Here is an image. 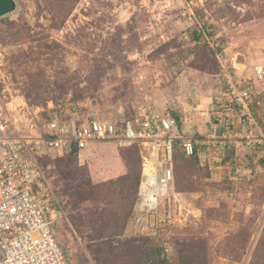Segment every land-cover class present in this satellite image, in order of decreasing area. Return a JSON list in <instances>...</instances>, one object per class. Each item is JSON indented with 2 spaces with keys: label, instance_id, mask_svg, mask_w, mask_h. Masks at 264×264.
<instances>
[{
  "label": "rangeland",
  "instance_id": "374dc122",
  "mask_svg": "<svg viewBox=\"0 0 264 264\" xmlns=\"http://www.w3.org/2000/svg\"><path fill=\"white\" fill-rule=\"evenodd\" d=\"M15 1L16 11L0 20V90L36 112L52 104L62 119L119 121L165 102L186 119L187 137L208 143L224 127L235 129L227 141L240 146L231 147L229 158L203 154L207 147L199 161L179 157L176 179L188 211L181 222L166 224L172 226L159 240L140 247H157L158 259L173 257L176 264L182 243L205 238L211 264L262 260L264 79L254 70L264 66V0ZM225 76L234 78L237 92H252L254 123L242 116ZM99 142L86 152L108 173L116 166L115 145ZM68 157L43 159L55 204L66 212L57 229L60 247L70 264H130L100 244L110 234L101 214L120 207V184L92 187L101 183L92 180L89 165L78 155L71 165ZM68 166L77 167L76 179H67ZM132 166L133 175L141 172L135 156ZM77 185L89 200L70 190ZM131 259L140 264V257Z\"/></svg>",
  "mask_w": 264,
  "mask_h": 264
},
{
  "label": "built area",
  "instance_id": "2783aa9c",
  "mask_svg": "<svg viewBox=\"0 0 264 264\" xmlns=\"http://www.w3.org/2000/svg\"><path fill=\"white\" fill-rule=\"evenodd\" d=\"M254 73L264 79V67H255ZM225 77L242 116L254 123L252 92L249 88L237 92L233 78ZM227 140L224 136L205 143L185 136L167 109L146 106L132 118L119 121H66L54 105L38 113L24 98L0 90V264H70L58 242L57 229L64 214L55 204L41 164L44 156L62 157L95 141H113L124 147L139 144L143 148L142 177L133 235H156L162 224L181 222L183 211H188V199L176 186V145L188 157L207 147L203 154L213 150L222 161L231 154L232 143Z\"/></svg>",
  "mask_w": 264,
  "mask_h": 264
},
{
  "label": "trees",
  "instance_id": "16d2710c",
  "mask_svg": "<svg viewBox=\"0 0 264 264\" xmlns=\"http://www.w3.org/2000/svg\"><path fill=\"white\" fill-rule=\"evenodd\" d=\"M199 39L200 37L197 36L196 41H198ZM170 114L175 118L178 117L172 114L171 112ZM71 120L72 119L66 121H71ZM200 150L201 148H198L194 156L188 157L185 155L183 150L178 145H176L175 158H174L175 178H176V163L179 157L182 156L184 158H187L188 160L194 159L196 161H199L198 157L200 155ZM142 152H143V148L139 144H135L131 146V148H121L122 157L128 167V171H129L128 174L116 180L103 182L98 185H92V183L89 182L90 185L94 188L120 184V188L122 189L121 193H119V196L122 197L121 200L118 202L120 207L116 208L114 211H104L101 214L102 216H104L101 219H103L102 220L103 225H106L104 226L105 231L106 232L110 231V234H107L108 236H106V241H103V243L100 244L110 246V248L108 247L107 249L106 252L107 255L116 254L118 257H125L126 259H128L127 261L130 264H135L134 260H132L131 257L132 258L140 257V264L142 263L143 259H146L145 261L147 264H174L172 261L174 259L173 257L169 258L165 256L162 259L160 258L158 259L157 256L161 254V251L157 249V247L156 248L152 247V249L143 246L140 247L141 245H145L146 243L155 242L156 239L162 236V232H164L167 227H171L172 225L162 224L156 235L143 234L140 236H135L133 235L132 232L133 224L135 222V218L137 215V212L135 210V203L138 199V186L141 182V177H142V170L139 173L136 174L134 173V175L132 174L134 171L132 163H133V157L135 156L137 157L138 161L141 162V166H142ZM78 153L79 151L77 149H72V151L68 154L69 157L67 162L72 165L74 163L73 158L77 156ZM44 157L42 158L41 161L42 166H43ZM68 168L70 170L65 172L66 173L65 175L66 176L68 175L67 179L69 180V176L70 178L74 177L76 179L75 174L73 172L78 171L77 167L68 166ZM77 186L70 187V190H74V192L73 191L72 192L75 195H77L79 199L83 201L89 200V197H86L85 189L84 192L83 189L81 188L82 187L81 185H77ZM176 186L178 191L182 192L178 187L177 179H176ZM182 193L185 194L184 192ZM185 196L188 197V195L186 194ZM56 206L58 210H60L63 213H66L65 210L60 205V203L57 204ZM101 234H105V232H101ZM124 235H126V237H124ZM235 239H237V236H235ZM234 242L235 240L233 241V243ZM182 244H183L182 245L183 248L180 249L181 251H179L180 257L178 258L179 260L178 263L176 264H211V257H213V252L211 253V250L209 248L208 239L205 238L192 239ZM262 248L264 249V243L262 244ZM252 264H264V258L258 262L254 261L252 262Z\"/></svg>",
  "mask_w": 264,
  "mask_h": 264
},
{
  "label": "crops",
  "instance_id": "0c3cea01",
  "mask_svg": "<svg viewBox=\"0 0 264 264\" xmlns=\"http://www.w3.org/2000/svg\"><path fill=\"white\" fill-rule=\"evenodd\" d=\"M260 67H264V66H260ZM233 80H234V78H233ZM157 109H158V111H161V110H164V109H167L169 111V108L165 104V102H164V105L162 106V108H159L158 107ZM177 118H180L179 125H180L181 129L184 130V128H185L184 126L187 125L186 124V119H184V118L182 119L181 117H177ZM76 120H79V119H76ZM219 122H220V120H217L216 121V124H217L218 127H220ZM220 123L222 124V122H220ZM234 130L235 129H233L232 127H224V129L220 131V137H218V139H222V138H224V136L227 137V138L228 137L231 138V133H236ZM184 131H186V130H184ZM203 131H204V128H203ZM242 131H246V129L243 128ZM203 140H205V139H203ZM231 140L232 141H230V142L232 143L233 148L236 147V146L237 147L240 146V144L237 143L234 139H231ZM93 143L94 142L89 143V145L87 146V148L89 149L90 147H92L93 146ZM99 143H109V144H114L115 145V148L114 149H115L116 155L114 157L116 158V160H115L116 161V166H115V169L114 170L111 169L112 171H108V173H103V171L101 170V168H100V170H98L95 167V162L92 161V158H91V155H90L91 153L86 152V151H88L87 148L84 149V150H82V151H79L78 158H79L81 164H83V165L88 164L89 165L88 166V170L90 172V175H91L92 180L94 182H97V183H103V182H108V181H111V180H116V179H118L120 177H123V176L127 175L129 171H128V167L126 165V162L124 161V159L122 157L121 148H128V147L121 146L119 143L113 142V141H110V142H99ZM97 165H99V162H98ZM138 189H139V186H138ZM53 191H54V189H53Z\"/></svg>",
  "mask_w": 264,
  "mask_h": 264
},
{
  "label": "water",
  "instance_id": "95a60500",
  "mask_svg": "<svg viewBox=\"0 0 264 264\" xmlns=\"http://www.w3.org/2000/svg\"><path fill=\"white\" fill-rule=\"evenodd\" d=\"M16 10V1L15 0H0V18L13 13ZM177 121L180 122V118H177Z\"/></svg>",
  "mask_w": 264,
  "mask_h": 264
}]
</instances>
